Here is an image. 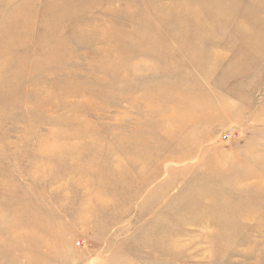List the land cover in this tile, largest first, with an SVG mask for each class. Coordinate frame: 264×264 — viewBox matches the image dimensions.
<instances>
[{"label":"rangeland","instance_id":"374dc122","mask_svg":"<svg viewBox=\"0 0 264 264\" xmlns=\"http://www.w3.org/2000/svg\"><path fill=\"white\" fill-rule=\"evenodd\" d=\"M0 264H264V0H0Z\"/></svg>","mask_w":264,"mask_h":264}]
</instances>
